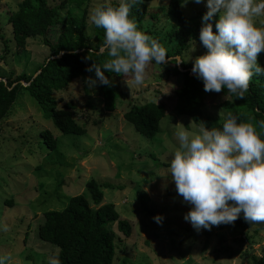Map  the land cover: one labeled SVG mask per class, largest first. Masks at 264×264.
<instances>
[{"label": "rangeland", "instance_id": "rangeland-1", "mask_svg": "<svg viewBox=\"0 0 264 264\" xmlns=\"http://www.w3.org/2000/svg\"><path fill=\"white\" fill-rule=\"evenodd\" d=\"M17 1L0 0V33L6 41L4 44L0 37V75L11 73L12 77L20 72L35 74V68L49 53L39 35L28 37L25 48H15L7 16ZM119 1L89 0L71 9L76 13L86 9L88 43L94 42L90 17L98 4ZM59 2L48 0L47 3ZM71 5L64 4L58 12H70ZM166 6L167 0H148V13L134 22L138 30L156 39L176 61L183 60L189 65L192 73L196 58L207 51L193 37V33L201 30L206 0L200 4L194 0L181 2L185 15L181 29ZM150 12L156 15L152 17ZM255 20L257 27L264 28V15ZM57 26L46 36H53ZM257 58L264 63V51ZM89 78L84 76L86 88L82 79H73L59 99L63 102L70 98L74 102L75 117L87 125L85 133L59 131L25 93L21 94L25 98L12 106L1 123L7 131L0 136V257H11L5 264H47L57 247L37 236V222L44 209L61 208L67 196L77 192L92 207L113 202L119 216L131 223L127 235L116 230L115 223L111 225L118 243L112 264H253L251 254L260 255L264 251V226L252 224L242 230L234 223H222L210 230L197 231L184 219L193 206L177 193L170 164H162L171 163L179 148L178 129L198 134L199 126L191 116L173 107L172 90L179 79L152 63L146 67L144 81L139 85L133 82L131 74L126 78L113 75L119 94L114 108L106 110L96 83ZM223 98L221 92L205 93L201 105L203 114L226 116L220 105ZM146 100L160 101L166 108L152 137L135 131L122 115L129 104ZM43 127L55 137L56 148L47 150L41 142L39 129ZM89 177L100 184L102 196L98 203L91 201L84 186ZM104 182L110 185L104 186ZM6 198L11 202L7 203ZM157 214L163 217L161 224L154 220Z\"/></svg>", "mask_w": 264, "mask_h": 264}, {"label": "trees", "instance_id": "trees-1", "mask_svg": "<svg viewBox=\"0 0 264 264\" xmlns=\"http://www.w3.org/2000/svg\"><path fill=\"white\" fill-rule=\"evenodd\" d=\"M89 0H60L57 5L48 4V0H19L16 7L7 16L11 25L12 40L16 49L26 47V39L39 35L43 43L48 47L49 53L35 68V74L20 72L12 77V74L0 75V136L7 130L2 126V121L11 111L12 106L18 100L24 99L22 93L29 95L35 102L34 107L42 110L43 115L49 117L53 125L61 132L83 134L87 129L84 122L78 121L74 115V102L69 98L60 102L61 92L75 78H80L87 83L84 76L88 75L92 80L96 79L95 71H88V67L95 62L99 66L108 58L107 53L98 55V50L105 37V30L98 28L91 21L93 43L87 42L85 31L87 18L86 9L80 13L71 9ZM146 1L142 0L130 9L129 18L140 21L148 13ZM184 0H167L166 11L178 21L179 28L185 25V15L180 8ZM114 2L112 6H118ZM128 2V0H123ZM72 4L70 12L60 14L58 9L64 4ZM110 3L100 2L98 7ZM204 9V8H202ZM207 10H205L206 12ZM149 15L154 17L155 12ZM216 19H218V14ZM59 24V27L57 26ZM57 26L56 33L48 37L47 33ZM213 31H216L215 20ZM171 33V31H169ZM1 37V33H0ZM193 37L200 40V32L193 33ZM52 38V39H51ZM3 43L6 41L1 37ZM62 51L59 56L55 55ZM178 52V49H176ZM166 64L159 65L151 61L156 67H163V71L170 76L179 79L178 85L173 87V107L179 113L191 116L198 126L204 124L208 129L222 130L223 124L231 112L237 117V123H251L264 139V74H254L250 80L248 91L244 98H238L230 93L226 87L220 91L224 98L220 101L221 107L226 111L224 117H214L203 114L201 105L204 90V81L193 72L190 73L186 63L177 64L171 54H167ZM261 67L264 63L257 58ZM193 65V64H192ZM181 67V68H180ZM111 80V86L101 85L96 81V88L101 95L102 107L106 110L114 108L115 98L119 89L113 81L115 73L105 72ZM20 80H23L22 83ZM166 108L164 103L154 100H146L142 103H131L123 111V118L127 120L138 133L152 137L158 131V121L164 115ZM41 142L47 150L56 148L57 142L49 129H39ZM19 137V136H18ZM59 149V147H58ZM49 153V152H48ZM157 160V159H156ZM158 162V160H157ZM162 163V161H160ZM169 165L170 163L163 162ZM104 186L109 182L102 183ZM84 186L93 203L101 199L100 184L92 177L84 181ZM7 203L11 200L4 199ZM127 235L131 231V223L127 218L120 217L111 201L99 203L96 207L89 205L88 199L82 193H74L67 196V200L61 208H46L42 211V217L37 222L36 234L41 240H45L57 247L61 264H112L115 249L118 245L114 229ZM239 229H246L252 224L264 226L262 222L249 223L240 214L234 222ZM28 230L26 229L25 234ZM52 245H50L52 247ZM55 253V254H56ZM253 264H264V251L260 255L251 254ZM49 264V262L47 263Z\"/></svg>", "mask_w": 264, "mask_h": 264}, {"label": "clouds", "instance_id": "clouds-1", "mask_svg": "<svg viewBox=\"0 0 264 264\" xmlns=\"http://www.w3.org/2000/svg\"><path fill=\"white\" fill-rule=\"evenodd\" d=\"M141 2L121 0L118 6L97 7L91 15L94 25L105 30L97 54L107 53L108 57L102 67L95 62L88 67L95 71L93 84L99 81L111 86L112 80L105 75L111 72L125 78L131 74L139 85L151 61L159 65L169 62L166 49L129 18L130 9ZM206 8L200 41L207 51L196 58L192 72L203 79L206 92L219 93L226 87L244 98L253 75L264 74L257 61L264 51V28L257 27L255 20L264 15V0H206ZM176 135L179 148L171 160L170 174L177 193L193 206L184 219L194 229L234 223L241 212L249 223L264 222V139L253 124L237 123L229 112L222 130L201 124L198 134L180 128ZM154 220L161 224L163 217L157 214ZM9 260L10 256L0 257V264ZM49 264H61L59 253Z\"/></svg>", "mask_w": 264, "mask_h": 264}, {"label": "water", "instance_id": "water-1", "mask_svg": "<svg viewBox=\"0 0 264 264\" xmlns=\"http://www.w3.org/2000/svg\"><path fill=\"white\" fill-rule=\"evenodd\" d=\"M61 50L57 53V54H55V55H50L49 57H52V56H59L60 54H61Z\"/></svg>", "mask_w": 264, "mask_h": 264}]
</instances>
